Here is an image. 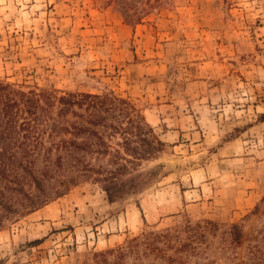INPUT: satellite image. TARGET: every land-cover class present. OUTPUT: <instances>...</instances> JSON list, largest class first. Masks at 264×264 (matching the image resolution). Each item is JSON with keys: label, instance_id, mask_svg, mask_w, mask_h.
<instances>
[{"label": "rangeland", "instance_id": "rangeland-1", "mask_svg": "<svg viewBox=\"0 0 264 264\" xmlns=\"http://www.w3.org/2000/svg\"><path fill=\"white\" fill-rule=\"evenodd\" d=\"M0 81L112 95L165 144L138 193L88 180L5 222L0 264H113L205 221L214 246L239 225L241 257L264 231V0H0Z\"/></svg>", "mask_w": 264, "mask_h": 264}, {"label": "trees", "instance_id": "trees-1", "mask_svg": "<svg viewBox=\"0 0 264 264\" xmlns=\"http://www.w3.org/2000/svg\"><path fill=\"white\" fill-rule=\"evenodd\" d=\"M164 146L125 100L24 91L0 81V229L88 180L101 184L109 202L140 192L154 175L142 164ZM216 231L205 221L146 232L119 247L113 264H264V231L241 257L240 226L214 246Z\"/></svg>", "mask_w": 264, "mask_h": 264}]
</instances>
